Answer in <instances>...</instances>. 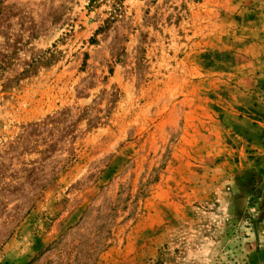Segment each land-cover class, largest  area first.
Returning <instances> with one entry per match:
<instances>
[{
  "label": "rangeland",
  "instance_id": "1",
  "mask_svg": "<svg viewBox=\"0 0 264 264\" xmlns=\"http://www.w3.org/2000/svg\"><path fill=\"white\" fill-rule=\"evenodd\" d=\"M263 121L264 0H0V264H264Z\"/></svg>",
  "mask_w": 264,
  "mask_h": 264
},
{
  "label": "crops",
  "instance_id": "2",
  "mask_svg": "<svg viewBox=\"0 0 264 264\" xmlns=\"http://www.w3.org/2000/svg\"><path fill=\"white\" fill-rule=\"evenodd\" d=\"M263 124H264V121H263ZM259 137H260L259 139H260V141H261L263 138H262L261 136H259Z\"/></svg>",
  "mask_w": 264,
  "mask_h": 264
}]
</instances>
